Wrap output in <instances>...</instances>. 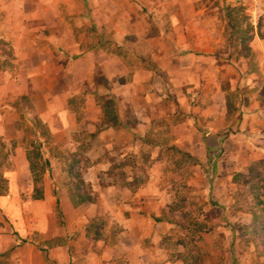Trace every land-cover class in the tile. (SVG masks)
<instances>
[{
    "label": "crops",
    "instance_id": "1",
    "mask_svg": "<svg viewBox=\"0 0 264 264\" xmlns=\"http://www.w3.org/2000/svg\"><path fill=\"white\" fill-rule=\"evenodd\" d=\"M117 12L111 0H0V137H22L15 128L17 118L6 119L1 110L24 99L35 113V141L52 146L44 158L48 165L38 198L33 197L35 169L29 150L18 145L10 154L14 166L0 184V264H53L46 257L56 264H115L114 246L104 244V239L102 245H94L89 237L88 223L99 216L118 222L141 264H148L146 252L135 247L136 222L155 224L153 233L145 231L156 243L165 233L166 219L154 217L172 201L165 178L176 165L172 169L166 151L173 147L196 158L213 148L212 133L202 134L194 121L192 112L199 108L184 101L165 102L162 86L154 85L152 68L139 62L134 69L115 51V43H122L126 35ZM156 39L162 50L164 38ZM212 112L211 105L203 112L204 128L210 130ZM225 113L224 109L221 117ZM253 130L248 142L260 141L252 145L264 151V131ZM115 163L131 174H144V179L115 180ZM192 171L197 174L198 166ZM200 172L211 176L213 166ZM190 183L197 186L195 179ZM208 187L211 182L204 186ZM84 188L89 195L82 201L77 193ZM33 234L45 242V251L32 241ZM64 235H73L76 242L51 243ZM18 236L27 241L19 244Z\"/></svg>",
    "mask_w": 264,
    "mask_h": 264
},
{
    "label": "rangeland",
    "instance_id": "2",
    "mask_svg": "<svg viewBox=\"0 0 264 264\" xmlns=\"http://www.w3.org/2000/svg\"><path fill=\"white\" fill-rule=\"evenodd\" d=\"M106 2L108 0H102V3ZM111 2L118 8L117 22L126 30L123 42L115 43V51L126 57L134 69L140 66L139 62L152 68L156 79L154 85L162 86L165 102L184 101L199 108L191 111L195 114L198 130L213 135V148H207L206 156L186 157L173 147L166 151L172 169L173 164L176 165L174 172L167 173L165 178L171 185L168 191L172 194V201L160 216L168 224L161 240L156 243L145 231L153 233L155 224H146L144 219L137 221L135 247L139 245L146 252L148 264H197L196 250L202 254L203 264H263L264 151L252 145L260 141L249 143L248 140L255 131L253 127L264 131V124L258 121V118L264 119V39L255 35L249 42L261 75L248 72L243 56L232 52L228 46L225 9L243 6L250 22L256 25L264 14V0ZM157 36L164 38L162 50ZM1 47L7 50V47ZM157 49L162 53L156 61ZM11 103L8 110H1L2 115L6 119L17 118L15 128L23 135L9 141L0 137L1 185L7 180L3 176L5 171L14 166L10 154L18 145L29 150L31 160L36 164L35 172L39 175L46 166L45 155L52 153L49 143L35 141L37 130L32 122L35 113L30 104L24 99L21 103L17 100ZM209 105L213 107L212 130L204 128L203 112ZM224 109L226 113L221 117ZM41 135H44L42 128ZM221 135L228 137V141L222 142ZM193 165L199 168L197 174L192 171ZM204 166H213L211 176L205 178L201 174L200 168ZM113 169L116 170L113 178L124 183L128 182L129 176H134L136 182L144 179V174H131L120 167V163H115ZM50 179L53 186L56 185V180ZM194 179L197 186L190 183ZM208 182L211 187L204 188ZM188 218L205 220L212 229L192 232L182 226ZM63 223L60 218L59 224ZM88 224L89 237L94 245H102L104 239V244L114 246L115 264H141L132 251L133 243L125 241L126 233L118 222L111 221L108 216H99L98 220ZM31 239L38 247L46 248L38 234H33ZM75 242L73 235H64L55 237L51 243L72 245ZM46 260L56 264L48 257Z\"/></svg>",
    "mask_w": 264,
    "mask_h": 264
},
{
    "label": "trees",
    "instance_id": "3",
    "mask_svg": "<svg viewBox=\"0 0 264 264\" xmlns=\"http://www.w3.org/2000/svg\"><path fill=\"white\" fill-rule=\"evenodd\" d=\"M225 16L227 18V41L228 46L232 52H236L237 54H241L243 59L246 61L248 72H259L258 64L255 59V51L250 46L249 42L253 39L255 35L259 38L264 39V14L259 17L258 22L254 25L250 22L249 17L244 11V7L241 5L238 6H228L225 9ZM110 101V99L108 100ZM40 154L37 153V156ZM31 160V157H30ZM45 165H48V161H44ZM30 165L32 169H35V165L32 160L30 161ZM34 193L33 197H40L42 195V185L40 183L41 175L36 174L34 170ZM79 189V187H77ZM55 193V190H54ZM89 192L86 188L82 189V193L78 191V195L80 199L83 201L89 195ZM56 208L58 215L61 217V210L59 206V199L56 198ZM162 216H155L154 220L159 221L162 220ZM182 225V224H181ZM184 228L191 229L192 232H208L212 229V225L207 224L205 220L196 221L193 218H188L186 224L182 225ZM14 234L18 235L17 232L14 231ZM19 244H22L27 241L26 238H21ZM262 240H264V236H262ZM264 245V241H262ZM40 250L45 251V248H41ZM195 254L197 256V264H203L202 254L196 250ZM264 264V263H263Z\"/></svg>",
    "mask_w": 264,
    "mask_h": 264
}]
</instances>
